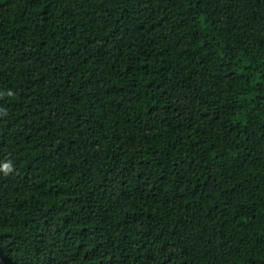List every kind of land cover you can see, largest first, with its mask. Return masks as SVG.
<instances>
[{
  "label": "trees",
  "instance_id": "16d2710c",
  "mask_svg": "<svg viewBox=\"0 0 264 264\" xmlns=\"http://www.w3.org/2000/svg\"><path fill=\"white\" fill-rule=\"evenodd\" d=\"M0 264H264V0H0Z\"/></svg>",
  "mask_w": 264,
  "mask_h": 264
}]
</instances>
